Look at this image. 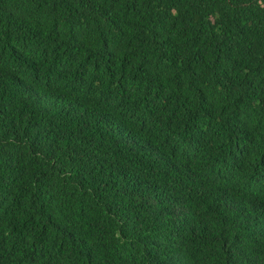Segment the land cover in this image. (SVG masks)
<instances>
[{"label": "trees", "instance_id": "trees-1", "mask_svg": "<svg viewBox=\"0 0 264 264\" xmlns=\"http://www.w3.org/2000/svg\"><path fill=\"white\" fill-rule=\"evenodd\" d=\"M0 264H264V0H0Z\"/></svg>", "mask_w": 264, "mask_h": 264}]
</instances>
